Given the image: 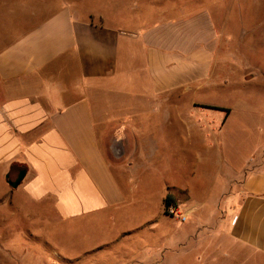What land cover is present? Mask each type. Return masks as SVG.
<instances>
[{"label":"crops","instance_id":"0c3cea01","mask_svg":"<svg viewBox=\"0 0 264 264\" xmlns=\"http://www.w3.org/2000/svg\"><path fill=\"white\" fill-rule=\"evenodd\" d=\"M129 4V16L119 8L111 19L77 0H60L46 18L0 49V209L6 208L7 217L30 215V207L54 223L97 222L107 215L111 229L127 202L125 192L136 193L144 184L135 164L141 159V115L168 110L177 96L221 85L211 78L221 37L208 9L146 8L139 15L138 3ZM189 107L197 111L192 101ZM222 110L224 117L214 121L220 127L228 119V109ZM183 122L189 129L203 126L200 120ZM258 130L262 141L248 156L220 158L215 200L214 191L194 202L190 187L169 181L159 186L160 192L168 184L181 187L186 207H214V217H165L163 194L151 219L153 244L141 241V225L148 220L126 227L107 244L117 248L125 241L134 257L166 251L167 263L174 264L192 245L187 232L197 228L205 251L210 233L213 254L206 256L213 255L214 264L225 256L233 264H262L264 129ZM106 143L115 154L109 155ZM19 170L25 175L12 187L7 180Z\"/></svg>","mask_w":264,"mask_h":264},{"label":"rangeland","instance_id":"374dc122","mask_svg":"<svg viewBox=\"0 0 264 264\" xmlns=\"http://www.w3.org/2000/svg\"><path fill=\"white\" fill-rule=\"evenodd\" d=\"M58 1L0 0V49L46 18ZM77 1L84 9L103 10L113 19L120 9H123L121 14L129 16V3L133 0H126L128 7L125 10L123 0ZM135 1L139 15H143L146 8L208 9L216 20L222 46L218 48L217 64L211 78L221 85L206 87L192 96H177L168 110L141 115L137 122L139 137L136 144L141 159H136L135 164L137 175L144 178V184L136 193L125 192L127 202L118 212L116 221L111 222V229H108L107 215L97 222L54 223L43 213L37 215L38 211L33 207L27 209L30 215L20 213L10 218L6 216V208L0 209V264H130L134 259L136 264H171L167 263L166 251L157 257H134L131 252L135 250L130 249L127 242L121 241L117 248L107 242L126 227L148 220L141 225V241L153 244L155 234L150 228L151 219L159 211L163 194H171L175 206L185 211L187 218L191 214L196 218L214 217L218 210L214 207H186L181 187L168 184L160 192L159 186L169 181L190 187L196 193L194 202H200L199 196L206 191H214L210 200H215L214 196H219L215 192V181L221 168L220 158L234 155L245 158L256 144L261 143L263 137L258 129H264V0ZM189 101L197 111H190ZM202 107L215 109L210 111ZM224 108L228 109V119L220 127L214 121L218 116L224 117ZM190 119L200 120L198 126H203L189 129L183 121ZM206 120L212 123L204 124ZM188 133L190 137H187ZM105 146L109 155L115 154L112 144ZM114 172L117 175V168ZM141 201L143 208H140ZM160 215L164 216L161 212ZM165 217L178 220L170 214ZM198 232L197 228L187 232L191 234L189 243L192 245L186 254L174 257V264H214L215 257L206 256L213 254V250H209L212 249L210 233L205 251L203 242L198 240ZM227 258L225 256L217 264H233V260ZM260 263L264 264V261ZM247 264L259 263L254 260Z\"/></svg>","mask_w":264,"mask_h":264},{"label":"built area","instance_id":"2783aa9c","mask_svg":"<svg viewBox=\"0 0 264 264\" xmlns=\"http://www.w3.org/2000/svg\"><path fill=\"white\" fill-rule=\"evenodd\" d=\"M167 212L170 215L176 216L180 222H185L187 220L186 212L181 211L178 207L173 204L168 206Z\"/></svg>","mask_w":264,"mask_h":264},{"label":"water","instance_id":"95a60500","mask_svg":"<svg viewBox=\"0 0 264 264\" xmlns=\"http://www.w3.org/2000/svg\"><path fill=\"white\" fill-rule=\"evenodd\" d=\"M24 175H25V171L19 170L15 179L12 180L8 178L7 182L10 186L16 187L20 183V181L23 179Z\"/></svg>","mask_w":264,"mask_h":264},{"label":"trees","instance_id":"16d2710c","mask_svg":"<svg viewBox=\"0 0 264 264\" xmlns=\"http://www.w3.org/2000/svg\"><path fill=\"white\" fill-rule=\"evenodd\" d=\"M171 204L175 205L173 196L171 194H167L163 199V205H164L163 210L165 214H168L167 209L168 206H170Z\"/></svg>","mask_w":264,"mask_h":264}]
</instances>
